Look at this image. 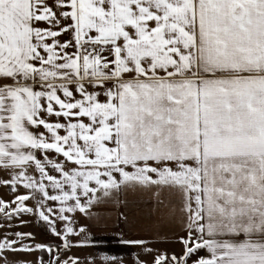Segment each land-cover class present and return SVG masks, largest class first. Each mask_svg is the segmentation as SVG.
<instances>
[{"label": "snow or ice", "instance_id": "1", "mask_svg": "<svg viewBox=\"0 0 264 264\" xmlns=\"http://www.w3.org/2000/svg\"><path fill=\"white\" fill-rule=\"evenodd\" d=\"M0 186V264H83L75 214L122 190L184 220L136 264H264V0H0Z\"/></svg>", "mask_w": 264, "mask_h": 264}, {"label": "rangeland", "instance_id": "2", "mask_svg": "<svg viewBox=\"0 0 264 264\" xmlns=\"http://www.w3.org/2000/svg\"><path fill=\"white\" fill-rule=\"evenodd\" d=\"M112 197L101 196L99 211H90L87 216L75 214L76 227L84 225L86 231L70 237L73 241H83L81 246L72 248L71 255L79 256L83 264H87L86 258L90 256L97 258L96 264H136L137 254L141 259L151 260V256L145 255L139 246L128 243L136 239L148 241V246L154 249L180 252L182 245L178 238L185 235V229L179 201L174 194L163 192L156 197L140 190H122ZM107 207L113 211H107ZM21 218L29 223L30 230L33 229L36 242L61 243L38 217L23 214ZM3 223L0 220V224ZM30 223L34 224L31 226ZM39 255L20 254V258L32 260ZM43 255L48 258L47 253ZM105 256L115 259L105 261Z\"/></svg>", "mask_w": 264, "mask_h": 264}, {"label": "crops", "instance_id": "3", "mask_svg": "<svg viewBox=\"0 0 264 264\" xmlns=\"http://www.w3.org/2000/svg\"><path fill=\"white\" fill-rule=\"evenodd\" d=\"M21 191H23V189H21ZM113 194L111 196H109L107 199H112L113 198L112 197ZM0 196H3L5 199H8V198H11L12 193L7 188L0 186ZM28 203H29V205H32V204L35 203V201H29ZM98 205H99V200H98V202L94 203V205L92 206V208L90 209V211H99V206ZM106 210L107 211H113L110 207L109 208L107 207ZM14 221L16 223L15 224H13V223L11 224L12 225V228L9 229V231H11L12 229H14L16 231H23V232H31V233H33V229L30 230L27 227V225H29V223H26L25 222V224L24 223L21 224V223H19V221H16V220H14ZM30 224L32 226L34 223H30Z\"/></svg>", "mask_w": 264, "mask_h": 264}]
</instances>
